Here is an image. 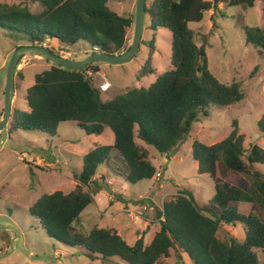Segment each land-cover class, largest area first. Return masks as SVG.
Listing matches in <instances>:
<instances>
[{"label": "trees", "instance_id": "trees-1", "mask_svg": "<svg viewBox=\"0 0 264 264\" xmlns=\"http://www.w3.org/2000/svg\"><path fill=\"white\" fill-rule=\"evenodd\" d=\"M31 1L40 6L39 13L0 3V29L10 39L24 42L21 47L47 44L46 49L55 53L82 44L89 49L86 54L110 56L130 48L128 33L134 17L110 11L106 5L113 0ZM257 3L264 13V0H152L145 8L149 29L171 33L172 69L157 76L148 88L128 89L110 101H102L94 85L97 64L82 71L53 65L35 76L25 95L30 111L13 110L9 133L56 136L60 124L71 122L87 136L100 137L106 130L113 136L112 145L95 147L82 157L80 170L72 173L77 182L73 191L43 194L29 209L49 239L78 251L90 262L117 259L120 264H170L167 260L174 257L175 264H180L186 255L190 264H259V254L264 260V173L258 169L264 168V149L253 145L246 155L236 121L224 140L211 146L194 142L191 147L197 174L207 175L215 184L212 202L199 206L187 191L165 200L157 211L160 228L149 245L144 233L129 246L115 230L95 227L86 232L78 227L81 214L94 202L91 185H98L93 179L99 168L129 184L152 180L157 174L136 139L166 156L186 140L200 117H209L211 109L229 108L244 100L237 82L222 84L210 73L207 41L199 40L189 24L202 22L211 11L213 18L221 4L246 11ZM241 30L245 45L264 54V27L241 25ZM154 49L151 44L138 80L156 74L151 66ZM257 127L264 135V115ZM229 176L234 177L231 182ZM241 177L247 189L238 185ZM223 224L244 228V240H219Z\"/></svg>", "mask_w": 264, "mask_h": 264}, {"label": "rangeland", "instance_id": "rangeland-1", "mask_svg": "<svg viewBox=\"0 0 264 264\" xmlns=\"http://www.w3.org/2000/svg\"><path fill=\"white\" fill-rule=\"evenodd\" d=\"M136 1L113 0L106 6L118 15L134 17ZM151 1L147 0L145 6ZM0 3L27 7L33 13H39L41 10L40 6L31 0H0ZM219 9L222 15L218 12L212 18V11L205 13L202 22L191 23L189 28L199 34V40L207 41L206 56L210 73L222 84L237 82L244 94V100L229 108L211 109L209 117H200L186 140L166 156L162 157L154 148L136 139L137 145L147 151L149 161L155 165L157 174L152 180L136 184L110 181L106 178L119 192V195L116 193L114 197L100 177H95L93 181L98 185H91L92 191H95L93 199L96 205L103 206L106 203V206L96 211L93 202L81 214L79 228L86 232L95 227L118 229L121 223L118 217L102 215L111 203L117 201L114 210L123 209L125 204H129L130 213L127 214L128 217L125 216L133 223L129 229L123 230V235H127L128 245L133 246L136 235L139 236L141 233L143 235V231L144 236L147 234L145 242L150 244L154 232L159 229L156 226L157 211L162 210L165 200L172 199L180 191H187L193 194L199 205L207 206L212 202L215 184L207 175L197 174L196 163L191 153L194 142L207 146L214 145L230 134L232 124L236 121L240 134L244 136L246 155L253 145L264 149V135H261L257 127L258 121L264 115V54H260L252 46L245 45V36L241 30V25L264 27L262 6L257 3L253 9L244 11L236 7L227 8L221 4ZM134 30L133 24L128 33L129 46L134 38ZM151 44L155 47L151 66L156 70V74L138 80L137 74L144 68L149 58ZM171 44V33L165 29L151 31L146 15L141 43L131 62L121 65L97 63L100 72L94 76V85L107 82L111 87L107 92L101 93L102 100L109 101L114 94L148 86L157 76L170 71ZM23 45L24 42L10 39V34L0 29V118L4 108L8 63L16 48ZM53 52L59 54L60 50L56 49ZM63 52L62 56L68 58L71 55L70 60L81 61L85 58L84 55L89 53V49L78 44L76 47L63 49ZM53 65L32 54L25 55L18 61L12 112L14 109L27 108L24 102L27 89L34 84L36 75L49 70ZM112 142V133L109 130L100 137L87 136L71 122L60 124L56 136L22 131L6 132L0 136V264H120L117 259L109 263L90 262L78 251L60 246L47 237L39 222L28 212L43 194H52L56 191L68 194L73 191L72 173L82 166V156L95 146L111 145ZM258 169L264 173L263 167L259 166ZM97 174L105 176L102 168L98 169ZM233 178L227 177L230 182ZM238 185L242 189H247L248 183L241 177ZM97 187L100 189H96ZM86 190L88 191L87 188L83 189ZM137 198L140 200L133 205L132 201ZM151 200L156 201L157 211ZM112 212L113 210L108 213ZM146 217H152L153 223L148 222ZM217 236L221 241L231 237L242 242L245 231L240 225L223 224ZM258 259L259 264H264L262 255L259 254ZM167 261L175 264L174 257ZM180 264H190L186 255L182 256Z\"/></svg>", "mask_w": 264, "mask_h": 264}, {"label": "water", "instance_id": "water-1", "mask_svg": "<svg viewBox=\"0 0 264 264\" xmlns=\"http://www.w3.org/2000/svg\"><path fill=\"white\" fill-rule=\"evenodd\" d=\"M147 0H137L134 15V38L130 45L128 51L110 56L104 53L90 54L81 61H72L68 58L58 56L44 48L37 47H20L16 49L8 63L7 73H6V83L4 89V108L0 118V136L4 135L8 131V126L12 115V99L15 87V72L17 68L18 61L25 55H35L47 60L48 62L60 66L63 69L82 71L88 65H93L97 63H107V64H125L131 62L139 49L141 43V37L143 32V26L145 22L146 12L145 4Z\"/></svg>", "mask_w": 264, "mask_h": 264}, {"label": "crops", "instance_id": "crops-1", "mask_svg": "<svg viewBox=\"0 0 264 264\" xmlns=\"http://www.w3.org/2000/svg\"><path fill=\"white\" fill-rule=\"evenodd\" d=\"M212 14V13H211ZM71 56V55H70ZM87 56V54H85L84 55V57H86ZM83 59V58H82ZM98 67V66H97ZM98 69H99V67H98ZM99 72H100V69H99ZM99 74V73H98ZM97 74V75H98ZM96 75V76H97ZM95 76V77H96ZM156 80V79H155ZM154 80V81H155ZM154 81L153 82H151V83H149L148 84V86H145L144 88H148L152 83H154ZM110 89H111V87H110ZM101 96H102V94H100ZM114 96H116V94H114ZM113 96V97H114ZM102 99V98H101ZM112 99V98H111ZM103 101V100H102ZM110 101V100H109ZM14 102H15V98L14 99H12V107H13V104H14ZM24 102H25V104H26V106H27V102L25 101V96H24ZM22 111H25V112H29L30 110H29V108H28V106H27V108L25 109V110H22ZM75 124V123H74ZM76 125V124H75ZM9 128V127H8ZM107 131V130H106ZM105 131V132H106ZM8 132V131H7ZM104 132V133H105ZM104 133H103V135H104ZM102 135V136H103ZM112 139H113V136H112ZM109 141H110V139H109ZM113 143V142H112ZM112 143H111V145H112ZM99 146H107L106 144L105 145H99ZM95 147H98V146H95ZM95 147H93L92 149H94ZM92 149H90V150H92ZM90 150H88L86 153H88ZM85 153V154H86ZM84 154V155H85ZM83 155V156H84ZM82 156V157H83ZM165 156V155H164ZM163 157V156H162ZM164 163V160H162V163L161 164H163ZM155 166V165H154ZM196 167H197V164H196ZM81 168V167H80ZM80 168H78V169H75L76 171H78V170H80ZM103 170H104V173H105V176L104 175H98L97 174V177H100V176H103L104 177V181H103V183H105V185H107L108 186V188L110 189V191L113 193V195H112V197H114V194H116V193H118V195H119V192H118V190H116L115 188H114V184L113 183H111L110 181H119V182H124L123 180H120V179H117V178H113V177H111L110 175H109V172L107 171V169L106 168H104V167H101ZM75 170H73V171H75ZM98 173V172H97ZM106 178L108 179V180H110V181H107L106 180ZM71 179H72V182H73V186H74V188H75V186H76V184H77V182L74 180V178H73V176L71 177ZM125 183V182H124ZM115 192V193H114ZM100 196V195H99ZM171 196H173V195H171ZM170 196V197H171ZM120 197V196H119ZM194 199H195V197H194ZM96 200V199H95ZM138 200H140L139 198H137V199H134L133 201H132V203H133V205H134V203L136 202V201H138ZM142 200V199H141ZM154 204H155V206H154V209H155V211H157V205H156V201H154V200H151ZM36 202V201H35ZM196 202V201H195ZM116 203H117V201L116 202H113V203H111V205L107 208V209H105V211H103V213H102V215L104 216V217H107V216H113V215H115L116 217H118L119 218V220H120V225L118 226V229L117 228H115L114 230L117 232V234H119L123 239H124V241L127 243V241H126V236L127 235H123V230H125V229H129L130 228V226L132 225V221H129V219L127 218L128 217V215L127 214H129L130 212V208H129V204H125V207H123V209H118V210H114V208H115V206H116ZM131 203V204H132ZM197 203V202H196ZM94 204H95V209H96V211L98 210V209H100V208H103L104 209V206H106V203L105 204H103V206L101 205V206H98V205H96V202L94 201ZM92 205V204H91ZM197 205H199L198 203H197ZM199 206H202V205H199ZM205 206V205H204ZM88 208V207H87ZM86 210V209H85ZM111 210H113V212L110 214V213H108L109 211H111ZM106 215V216H105ZM127 217H126V216ZM146 219L148 220V222H150V223H153V221H152V217H146ZM158 222V221H157ZM154 226V225H153ZM156 226H158V228H160L159 227V222L156 224ZM156 226H154V227H156ZM159 230V229H158ZM136 233V232H135ZM143 233H144V231H143ZM155 233L156 232H154V235H155ZM147 234H145V236H146ZM124 236V237H123ZM137 236V238H136V240H135V242L142 236V233L138 236V235H136ZM145 236H144V241H145ZM154 237V236H153ZM151 243V242H150ZM128 244V243H127ZM145 244L146 245H149V244H147L146 242H145ZM130 246V245H129ZM95 262H97V261H95Z\"/></svg>", "mask_w": 264, "mask_h": 264}, {"label": "built area", "instance_id": "built-area-1", "mask_svg": "<svg viewBox=\"0 0 264 264\" xmlns=\"http://www.w3.org/2000/svg\"><path fill=\"white\" fill-rule=\"evenodd\" d=\"M43 47L46 48L47 47V44H43ZM63 54H64V52L60 51L59 55H63ZM87 75H88V77H90L91 76V73L88 72ZM109 88H110V85L107 82L101 83L98 86L99 91L102 92V93L107 92L109 90ZM157 176L159 177V175H157Z\"/></svg>", "mask_w": 264, "mask_h": 264}, {"label": "clouds", "instance_id": "clouds-1", "mask_svg": "<svg viewBox=\"0 0 264 264\" xmlns=\"http://www.w3.org/2000/svg\"><path fill=\"white\" fill-rule=\"evenodd\" d=\"M44 48V47H43ZM44 49H46V48H44ZM47 50V49H46ZM63 52V51H62ZM54 54H56V55H58V56H61V57H64V56H62V55H59V54H57V53H54ZM90 55V54H89ZM35 56V55H34ZM88 56V55H87ZM86 56V57H87ZM70 57V56H69ZM69 57H68V59H69ZM66 58V57H65ZM16 73V72H15ZM88 73V72H87ZM87 73H86V75H87ZM91 73V72H90ZM88 76V75H87ZM90 77H92V74H91V76ZM89 77V78H90ZM105 83V82H104ZM98 86H99V84L97 85V88H98ZM102 93V92H101Z\"/></svg>", "mask_w": 264, "mask_h": 264}]
</instances>
